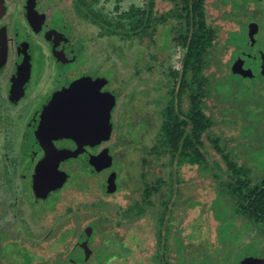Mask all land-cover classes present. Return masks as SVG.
I'll list each match as a JSON object with an SVG mask.
<instances>
[{
	"label": "rangeland",
	"instance_id": "rangeland-1",
	"mask_svg": "<svg viewBox=\"0 0 264 264\" xmlns=\"http://www.w3.org/2000/svg\"><path fill=\"white\" fill-rule=\"evenodd\" d=\"M41 1L46 11V21L56 27V33L59 32L67 37L66 43L70 49L68 54L63 51L68 58L62 60L61 57L55 56L61 64L57 60L56 63L61 67L64 66L63 68L71 65L70 72L75 68L73 71L76 70L79 74L97 76L98 73L102 78L101 81H105L106 89L118 94L113 113V119H117L116 126L118 127L119 123L122 124L123 120L131 119L134 129H140V126L142 129L138 133V139L130 140L129 143L117 141L116 133L107 137V141L102 146L111 148V152L116 154H107L106 165L95 169L100 170L98 175L86 172L76 163H70L74 166L75 173H71L68 180L58 187L55 193L51 192L46 198L34 197L30 185L32 166L25 168L26 152L20 147L22 130L18 120L9 123L6 118L9 115L11 119H14L17 110L9 109L7 114L3 112L0 115L2 117L0 121L2 122L0 123V237L3 236L5 241L2 242L0 239V254H3L4 242L10 243L9 246L6 245L7 249L14 251L13 259L10 261L7 262L4 256H0V260L3 264H21L24 261L22 251H28L31 258L27 264H62L64 261L54 258L76 246L75 254L79 259H83L82 264H157L165 259V257L156 258L157 254L154 253L158 228L161 229L158 227L157 214L162 209V205L158 206L157 201L161 199V196H156L157 199H153L154 207L148 206L147 211L141 216L131 215L127 219L123 213L133 200L140 198V180L142 179L140 173L143 170L148 171L147 168H142L140 157L143 155L148 158L147 149L154 143L159 127V111L165 106L170 88L168 84L171 82V78L166 73L169 68L178 69L180 65L182 48L171 39V36L165 35L167 29L173 26L174 20L168 19L163 24L157 23L151 35L155 38L157 45H150L149 36L121 38L118 35L101 33L99 25L78 18L72 0ZM146 1L97 0L92 8L104 18L116 22L119 20V15L131 4L146 7ZM238 1H240V11L236 10V18H229L227 15L232 8L230 2L223 4L222 0H205L207 22L220 26V42L227 38L228 32L239 30L249 16L257 19L261 16L264 0L261 6L254 5L252 2L244 5L243 2L246 0ZM243 5L246 15L241 14ZM173 7L174 0H154L153 16L159 17ZM262 29L264 30V26ZM261 30L255 35L257 42L255 48L263 53L264 33ZM230 49L232 48L229 47L223 53L217 51L218 55H216L220 57V62L216 61L217 66H210L204 74L209 78V72L214 70L213 79L218 78L223 85L222 91L229 92L236 101L239 98L243 100L252 94H257L262 105L257 103L251 110L258 106V110L253 111V120L256 122L255 128L262 127L264 74L259 67L262 66V62L259 60L257 64H245L248 67L243 69H250L251 76L243 77L231 73L225 63L229 61ZM151 51L155 53L153 59L149 56L153 54ZM72 61H75L74 65L70 63ZM3 73L0 74L2 78ZM214 94L219 99L217 94L222 92ZM213 101L216 104L214 98ZM2 102L3 99H1ZM187 104L188 99L184 96L182 100L184 109ZM210 110L214 114L216 112L213 132L224 135L228 139L232 137L235 145L240 141L244 143V147L247 143L251 145L253 142L251 138L245 139L248 134L244 127L234 122H223L224 115H231V111L219 109V106ZM206 113L209 114L208 109ZM146 118L148 125L141 120ZM5 121L7 122L4 123ZM205 145L209 152L208 162L209 159H215L222 168H225L219 154L206 140ZM115 156L121 160H116ZM151 159H155L154 163L159 162V165L152 170L153 172L150 171V176L147 177L152 180L156 177L168 180V172L172 169L169 159L166 156L159 161L156 156ZM239 159L246 166L252 161L255 167V171L252 172V175L256 177L254 181H260L263 178L264 170L256 172L258 163L251 160L246 153H243ZM109 165L110 170L117 171L115 178L118 186L115 188V185H112L114 190L102 193L99 188L102 187L99 184V178L103 172L108 171ZM206 175H201L194 167L183 166L180 169L181 195L169 216L171 225L169 236L178 234L182 241L173 237L174 242L183 243V246L180 252L170 251V260L163 264H237L246 257L243 255L254 257L257 260H254V264H264L262 260L264 259V233H259L256 229L246 231L236 226L231 229L226 217L215 218L212 200L217 192L213 187L216 179L209 174ZM188 198L192 203L188 204ZM185 200L186 202L183 203ZM225 201L228 209H231L232 203L228 196ZM106 217L108 220L104 222L103 219ZM225 220V226H221ZM94 223L100 225L95 227ZM169 241L170 239H166L165 242L168 244ZM176 256H180L177 262ZM69 260L73 261L71 257Z\"/></svg>",
	"mask_w": 264,
	"mask_h": 264
},
{
	"label": "trees",
	"instance_id": "trees-1",
	"mask_svg": "<svg viewBox=\"0 0 264 264\" xmlns=\"http://www.w3.org/2000/svg\"><path fill=\"white\" fill-rule=\"evenodd\" d=\"M153 1L147 0L146 7L131 4L126 11L119 15V20L116 22L104 18L102 14L93 10L92 6L97 0H72V4L78 18L99 25L101 33L118 35L121 38L139 36L144 38V36H149L150 45H157L155 38L151 36L152 30L154 29L155 31L157 23L163 24L168 19L174 20L173 26L167 29L165 35L171 36V39L176 41L182 48L180 65L178 69L169 68L166 73L171 78V82L168 84L170 88L165 106L159 111V127L154 143L147 149L148 151L146 150L147 152L144 151L148 153V158L143 155L140 157L142 168L148 169V171L143 170L140 173L142 177L140 180V198L133 200L123 213V216L127 219L131 215L133 217L141 216L147 211L148 206L154 207L155 202L153 199H157L156 196H161V199L157 200L159 202L158 206L162 205V209L157 213L158 227H161V229L158 228L157 245L154 253L157 254L156 258L165 257L164 260L157 262V264H161V262L163 264V262L166 263L170 260V251L180 252L183 246V243L174 242V238L176 240L180 239L178 234H173L174 238L169 236V226H171L169 216L172 209L178 204V199L181 195L179 176L180 169L183 166L194 167L199 170L201 175L207 176L206 174H209L216 179L213 187L217 192L212 200L215 218L226 217L229 224L232 225H229L231 229L236 226V228L241 227L246 231L256 229L259 233H264V176L260 181H254L256 177L252 175L253 170L255 171L252 161H250V165L246 166L239 159L243 153H246L251 160L258 163L259 167L256 172L264 170V123L262 127L257 126L255 128L256 122L253 117L255 110H258V106L251 110L257 103L262 105L261 99L257 94H252L246 99L240 100L239 98L236 101L233 95L230 96L229 92L222 91L223 85L220 84L218 78L213 79L214 70L209 72V78L208 75L204 74V71L210 66H217L215 64L216 61L220 62L217 51L223 53L229 47L232 48L230 49V58L229 61L225 62L229 72L244 77V75L234 72L232 69L234 61L239 57L246 64H257L261 60V64L264 67V52L260 53L255 48L257 43L255 35L264 26V6H261L263 0L244 1V5L252 2L254 5L261 6L260 18L249 16L241 24L239 30L228 32L227 38L220 42V26L207 22L205 0H174V7L159 17L153 16ZM222 2L223 4L224 2H230V5H232L227 17L236 18V10L240 11V1L222 0ZM244 5L241 8L242 15H246ZM248 30L251 31L254 40L253 44L245 42ZM261 31L264 33L263 29ZM154 54L153 52L149 56L153 59ZM219 85L221 86L218 87ZM220 92L222 94H217L219 95V99H217L214 93ZM184 96L188 99L186 109L182 105ZM215 106H219V109L224 108L231 111V115H224L225 119L223 122H234V124L244 127L248 134L245 139L251 138L253 141L251 145L247 143L246 147H244V143L241 141L235 145L232 137L228 139L224 135L221 136L213 132L216 112L214 114L210 109ZM207 109L209 114L206 113ZM263 112L264 110L262 114ZM141 120L145 125H148L147 118ZM116 127L113 133H116L117 141L121 143L137 140L138 133L142 129V126H140V129H134L131 119L123 120V123H119V126ZM205 140L219 154L225 164V168H222L221 164L215 159H209L208 162L207 156L209 152L206 148ZM113 154L115 155L116 153ZM155 156L158 161L165 156L169 159L172 169L168 172V180L162 177H156L153 180L148 178L150 176L149 172L155 170L159 165V162L154 163L155 159H151L155 158ZM122 157L124 158L123 155ZM120 165L123 166L121 163ZM113 172V185L116 188L118 186L115 178L117 177V171L113 169ZM166 196L167 198H165ZM227 196L232 203L231 209H228V204L225 201ZM189 201L191 199L187 201L188 204L192 203ZM185 202L186 200L183 201V203ZM106 220H108L107 217L103 219L104 222H107ZM225 222L226 220L221 223V226H225ZM94 225L98 227L100 224L94 223ZM0 239L2 242L5 241L3 236ZM166 239H170L168 244L165 242ZM8 244L10 243L4 242L2 247L3 254H0V256H4L7 262L13 259L12 252L14 251L11 252V250L7 249ZM75 247L66 252L67 254L63 252L64 254L61 253L54 259L61 260V262L64 261V263L82 264L83 259L76 257ZM27 252L22 251L24 261L21 264H27L30 260L31 254L29 255ZM244 256L248 257V255ZM69 257L77 262L69 260ZM250 257L256 260L254 257ZM175 260L176 262L179 261L180 256H176ZM262 260L264 262V259ZM1 262L0 264H3V261Z\"/></svg>",
	"mask_w": 264,
	"mask_h": 264
},
{
	"label": "flooded vegetation",
	"instance_id": "flooded-vegetation-1",
	"mask_svg": "<svg viewBox=\"0 0 264 264\" xmlns=\"http://www.w3.org/2000/svg\"><path fill=\"white\" fill-rule=\"evenodd\" d=\"M31 2L30 0L0 1V74L4 72L3 78L0 76V115L3 112L7 114L9 109L17 110L14 119L9 115L6 118L9 123L18 120L22 130L20 147L26 152L25 168L32 166L30 185L35 197L32 177L38 162L44 157L51 161V164L44 169L46 173L44 176H60V172L64 173L62 186L69 175L75 173L74 166L70 163H76L86 172L98 175L100 170H95L93 167L97 163L96 157L104 155L103 167L106 165L109 153L113 154L111 148L102 146L107 139L96 144L79 145L71 138L47 134L42 124L46 121L49 111L47 106L51 103L53 95L68 88L72 82L81 77L88 76L97 84L102 82L99 92H109L114 99L109 112V124L105 127L108 136L111 137L117 121L113 119V113L118 94L106 89L105 81H101L102 78L98 73L97 76H91L86 73L79 74L75 70V74L73 71L75 68L70 72L71 65L63 68L64 66L61 67L56 63V57H61L62 60L68 58L63 54L65 51L67 54L70 53L66 43L67 37L59 32L56 33V27L46 21V11L41 0ZM30 8L35 11L31 17H29ZM58 62L61 64L60 61ZM73 62L75 61L70 63L74 65ZM245 64L243 63V67H248ZM1 99H3L2 103ZM1 119L0 116V121ZM113 175V169L110 170L109 165L108 171L103 172L99 178V184L102 186L99 188L102 193L109 192L113 188ZM51 192L55 193L56 189L51 190L44 198Z\"/></svg>",
	"mask_w": 264,
	"mask_h": 264
},
{
	"label": "water",
	"instance_id": "water-1",
	"mask_svg": "<svg viewBox=\"0 0 264 264\" xmlns=\"http://www.w3.org/2000/svg\"><path fill=\"white\" fill-rule=\"evenodd\" d=\"M30 2L33 3V0ZM34 14L35 11L30 8L29 17ZM245 42L249 44L254 42L250 30L246 32ZM243 63L241 57L237 58L232 65L233 71L251 76L252 71L243 69ZM261 70L264 74L263 66ZM101 85L102 82L97 84L89 77H81L72 82L68 88L54 94L51 103L47 106L49 111L46 121L42 124L47 134L71 138L79 145L96 144L107 139L108 130L105 127L109 124L108 117L114 99L109 92H99ZM104 161V155H99L93 167L95 169L102 167ZM49 164L51 161L44 157L35 168L32 187L38 197H45L51 190L60 187L65 179L64 173L61 172L60 176H44L46 174L44 169ZM72 260L76 261L73 258ZM237 264H254V259L245 257Z\"/></svg>",
	"mask_w": 264,
	"mask_h": 264
}]
</instances>
